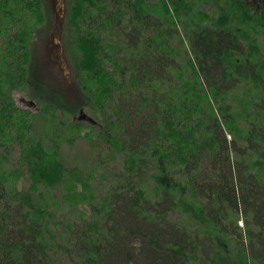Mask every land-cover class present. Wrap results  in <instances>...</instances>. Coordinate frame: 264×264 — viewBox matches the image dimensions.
<instances>
[{
  "label": "trees",
  "instance_id": "obj_1",
  "mask_svg": "<svg viewBox=\"0 0 264 264\" xmlns=\"http://www.w3.org/2000/svg\"><path fill=\"white\" fill-rule=\"evenodd\" d=\"M45 5L0 0V264H264V0H67L73 102Z\"/></svg>",
  "mask_w": 264,
  "mask_h": 264
},
{
  "label": "rangeland",
  "instance_id": "obj_2",
  "mask_svg": "<svg viewBox=\"0 0 264 264\" xmlns=\"http://www.w3.org/2000/svg\"><path fill=\"white\" fill-rule=\"evenodd\" d=\"M46 19L44 21L43 32L41 33L39 45L35 49L38 54L40 63L43 66V78L49 77L51 81L57 80L61 83L63 90L67 92L66 99L70 102L77 99L78 88L74 80L70 61L67 56L66 45L64 41V27L68 15L67 0H46L45 5ZM62 55L68 66L67 73L64 68ZM18 99L25 103L22 98Z\"/></svg>",
  "mask_w": 264,
  "mask_h": 264
},
{
  "label": "water",
  "instance_id": "obj_3",
  "mask_svg": "<svg viewBox=\"0 0 264 264\" xmlns=\"http://www.w3.org/2000/svg\"><path fill=\"white\" fill-rule=\"evenodd\" d=\"M62 1L64 2V0ZM62 61H63L64 68L66 69L67 73H69L70 71L68 70V66L65 63V59L63 58V55H62Z\"/></svg>",
  "mask_w": 264,
  "mask_h": 264
}]
</instances>
